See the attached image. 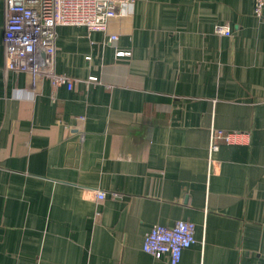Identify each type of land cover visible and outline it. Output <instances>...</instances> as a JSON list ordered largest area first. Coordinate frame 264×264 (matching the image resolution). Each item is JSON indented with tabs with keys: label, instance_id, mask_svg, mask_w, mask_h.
I'll return each instance as SVG.
<instances>
[{
	"label": "crops",
	"instance_id": "0c3cea01",
	"mask_svg": "<svg viewBox=\"0 0 264 264\" xmlns=\"http://www.w3.org/2000/svg\"><path fill=\"white\" fill-rule=\"evenodd\" d=\"M4 31L0 0V264H166L144 240L179 221L196 227L179 264H264L254 0H129L107 34L61 26L71 90L6 71ZM213 129L248 140L210 166Z\"/></svg>",
	"mask_w": 264,
	"mask_h": 264
},
{
	"label": "built area",
	"instance_id": "2783aa9c",
	"mask_svg": "<svg viewBox=\"0 0 264 264\" xmlns=\"http://www.w3.org/2000/svg\"><path fill=\"white\" fill-rule=\"evenodd\" d=\"M129 0H4L5 8V70L30 76L32 85L43 80L53 88L72 89L75 80L56 71L57 29L61 26L85 27L89 32L107 34L111 20L119 16V7ZM255 14L262 17L264 0H254ZM215 33L230 36L231 30L218 25ZM111 35V41L117 40ZM130 55L117 52V57ZM95 80V79H93ZM248 135L213 129L209 146V163L219 151L220 143L229 146L245 144ZM106 193L96 191V199L104 200ZM195 224L179 221L173 227L155 225L147 234L143 250L166 264H179L183 253L196 243Z\"/></svg>",
	"mask_w": 264,
	"mask_h": 264
}]
</instances>
